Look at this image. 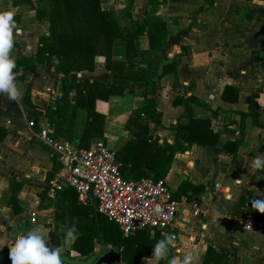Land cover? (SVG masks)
Here are the masks:
<instances>
[{"label": "crops", "instance_id": "obj_1", "mask_svg": "<svg viewBox=\"0 0 264 264\" xmlns=\"http://www.w3.org/2000/svg\"><path fill=\"white\" fill-rule=\"evenodd\" d=\"M123 1L104 0L101 5L116 10L117 7L123 8ZM232 1L158 0L154 6L148 0L133 1L130 8L133 19L144 18L153 6L154 13L165 20L167 34L162 53L169 59L175 56L178 59V85L173 87V73L160 79L157 108L162 113L161 125L150 124V132L158 137L159 142L172 143L174 140L168 126L175 123L183 110L182 104L172 103L177 95H195L213 110L246 111L252 93L258 94V99L264 103V17L259 15L264 14V5L262 0H255L249 6L252 10L247 12L244 2H237L235 6L233 1L231 6ZM239 8H245L248 14L244 17L232 15ZM3 9L14 11L16 23L9 55L13 59L34 55L39 36L47 34V23L37 20L34 10L21 1L14 4L13 0H0V10ZM230 10L232 13H228ZM137 39L141 47H147L146 35ZM182 46L187 53L179 55ZM251 47L257 49L256 53L250 50ZM96 60L97 66L89 75L109 82L110 73L99 57ZM22 73L24 80L16 81L20 94L15 99L0 94V251L5 246L11 247L17 235L32 230L36 212L40 214V211L50 210L49 221L60 224L58 209L54 205L58 191L53 195L49 193L50 181L60 167L52 158L57 153L39 137L38 132L41 128H49L45 111L61 95V79L75 82L85 75L79 72L63 75L44 63H37L33 72ZM225 85L237 88L236 101L221 97ZM26 89L33 105L32 117L24 101ZM75 93V87L68 93L72 103ZM141 103L142 98L137 93L128 92L112 96L108 101L97 100V110L106 115L103 138H91L88 147L101 142L115 149L130 135V131L124 128L126 115ZM192 113L195 117L211 118V129L219 133L218 143H184V150L174 154L162 178L173 193L182 184L189 183L194 187L193 192L187 191L191 194L190 200L184 195L177 199L176 212L181 214L175 222L177 237L173 258L189 254L192 256L190 264H202L207 246L211 245L226 257L215 261L213 253L209 264H264V220L255 221L245 213L247 209L254 208L253 200H264V163L260 167L254 163L256 157L264 158V129L246 117L244 136L236 153L226 154L221 146L236 137L238 114L221 112L212 117L209 110L197 105L192 106ZM29 120L34 121L33 126L28 124ZM83 121L84 112L76 110L70 121L74 133L70 140L77 144ZM11 180L20 183L17 198L24 204V209L17 212L6 203ZM214 183L218 186L215 187ZM193 201L198 204L197 214L191 206ZM77 204L81 203L77 201ZM246 220H251L254 226L246 225ZM59 229L60 232L48 229L49 243L48 232L60 236L61 224ZM0 264H7V258L0 255Z\"/></svg>", "mask_w": 264, "mask_h": 264}, {"label": "trees", "instance_id": "obj_2", "mask_svg": "<svg viewBox=\"0 0 264 264\" xmlns=\"http://www.w3.org/2000/svg\"><path fill=\"white\" fill-rule=\"evenodd\" d=\"M17 1L27 3L34 10L35 18L45 21L48 26L47 34L38 38L34 55L16 56L14 59L16 66L12 71L15 73V82L23 81L22 72H33L37 63H44L63 75L77 72L85 74L75 82L61 79V95L56 97L54 103L47 106L45 111L49 136H61L70 140L74 134L70 121L74 112L81 109L84 112V121L77 145L87 148L91 138H103L106 115L97 110V100L108 101L110 97L120 96L125 92L137 93L142 98L141 105L128 112L124 120V128L130 131L129 137L114 149L117 160L121 162V174L126 179L136 180L143 176L162 179L174 154L184 150V143H218L219 133L211 129V118L195 117L192 113L193 105L209 110L212 117L221 112L238 114L239 129L236 137L221 146L226 154L236 153L244 136L246 117H250L257 126L264 129V103L258 99L256 93L251 94L246 111L213 110L204 100L190 94L177 95L173 99L174 105H183L175 123L168 126L174 137L173 142H159L158 137L152 135L150 124L161 125L162 113L157 108L160 79L168 73H173V87L178 85L177 56L169 59L162 53L167 30L165 20L153 10L158 0H148V3L153 5L152 9L140 19L131 17L130 8L134 0H126V5L118 10L103 8L102 0H41L45 2L44 6L36 5L33 0H13V3L16 4ZM131 31H135L137 38L146 35L147 47L136 43L130 34ZM186 53L182 46L179 55ZM98 57L110 73L109 82L89 75L97 66ZM74 87L76 93L72 103L68 93ZM221 97L234 102L238 98V90L234 86L225 85ZM24 101L28 106L29 116L32 117L34 111L28 89L25 91ZM56 156H52L54 164L60 166ZM240 163L241 160L237 165L240 166ZM47 178L49 179V176ZM19 186V182L11 180L6 199V203L14 212L24 209L23 202L17 198ZM188 190L193 192L194 187L189 183L182 184L172 196L177 200L184 195L190 200L191 194L187 193ZM243 193L248 194V191L243 190ZM240 201L243 203L242 199ZM54 205L58 209L57 219L61 223V234L57 236L49 231L47 235L58 240L65 237L67 229L75 225L78 235L72 242V249L79 256L91 255L94 241H97L103 248L109 245L120 249L121 260L118 264H141L142 258L154 257L151 250L156 241L167 238L158 231L151 234L146 229L128 235L122 234L113 221L93 209L90 201L77 204L76 192L69 186H63L58 191ZM245 213L251 215L255 221L264 220V213L256 211L255 208L247 209ZM9 248L3 247L0 255L7 258ZM213 253L215 261L226 257L225 253H220L208 245L202 264H209Z\"/></svg>", "mask_w": 264, "mask_h": 264}, {"label": "built area", "instance_id": "obj_3", "mask_svg": "<svg viewBox=\"0 0 264 264\" xmlns=\"http://www.w3.org/2000/svg\"><path fill=\"white\" fill-rule=\"evenodd\" d=\"M28 124L33 126L34 121L29 120ZM47 131L48 128H41L38 135L52 146L60 163L50 181L51 195L67 185L75 190L81 204L90 201L91 194L96 201V210L113 221L124 235L146 229L176 239L175 215L179 203L164 180L151 176L126 179L121 174V162L115 151L101 142L81 148L71 140L51 137ZM214 185L218 186L217 183ZM191 206L197 214V202L193 201ZM156 207H159V213L154 211ZM245 224L254 226L251 220H246Z\"/></svg>", "mask_w": 264, "mask_h": 264}, {"label": "clouds", "instance_id": "obj_4", "mask_svg": "<svg viewBox=\"0 0 264 264\" xmlns=\"http://www.w3.org/2000/svg\"><path fill=\"white\" fill-rule=\"evenodd\" d=\"M13 16V10H0V94H7L11 99L20 94L15 82V73L12 71L16 66L15 60L9 55L13 47V29L16 28ZM254 163L256 167H260L264 163V158L256 157ZM252 206L256 211L264 213V200L255 199ZM154 211L159 213V207ZM77 235L75 225L68 228L65 233L68 242H74ZM174 244L172 237L157 240L152 246L151 254L159 261L167 255L168 247ZM62 254L63 249L50 245L44 230L36 227L27 234L17 235L7 253V264H63ZM191 260L192 256L185 254L182 258L171 259L169 264H190Z\"/></svg>", "mask_w": 264, "mask_h": 264}, {"label": "rangeland", "instance_id": "obj_5", "mask_svg": "<svg viewBox=\"0 0 264 264\" xmlns=\"http://www.w3.org/2000/svg\"><path fill=\"white\" fill-rule=\"evenodd\" d=\"M233 1L236 3V4H234L235 6H237V2H244L245 5H243V6H245V8H248L247 12L252 10V9H250L249 6H250V4H253L255 2V0H233ZM233 1L230 4L231 6H233ZM34 2L38 6H44V3H45L44 1H41V0H34ZM101 2H104V0H102ZM123 2H124V5H123V7H124L125 6V0ZM262 4L264 5V2H262ZM240 7H242V6H240ZM119 8H121V7H119ZM119 8L117 7L116 10H118ZM245 8L244 9L243 8H239L236 11V14L232 13V10H230V12H228V13H232V15H234V16H238L239 15V16L244 17V16H246V14H248V13H246V9ZM254 10H255V8L253 7V11H252L253 15L255 13ZM239 12L241 14H239ZM259 15H260V17H264V14H259ZM250 50H252L253 53H256V51H257V49H254V47H251ZM104 146L110 148L109 145H104ZM110 149L114 150L113 148H110ZM51 213H52V211H50V210L49 211L46 210L44 212L40 211V214L38 212H36V217L34 216L35 220H34L33 224L31 225L32 229L36 228V227H40V228H42L44 230L45 233H47L48 229H51V230H53L55 232H60L59 228H60V224L61 223L59 224V223H56L54 221H51L52 222V224H51V222L49 221V218H51ZM180 214H181L180 211L178 213L176 212L175 222L178 221V219H180ZM47 224H49V226H47ZM49 244L52 245V246L61 247L63 249V254H62L63 257L69 258L70 260H76V261H84L88 257H90L91 255H93V254L99 252L100 250H102L103 247H104L99 242L94 241L93 253L91 255H89V256H79L77 254V252H75L72 249V242H68L66 237L58 238V240L51 238V241H50ZM106 247H111V246L107 245ZM173 250H174V247L170 245V247L168 248L167 255L164 258H162L161 260L157 261L155 259V257H144V258L141 259V264H169V261L171 259H173V255H174L173 254L174 253ZM116 264H118V263H116Z\"/></svg>", "mask_w": 264, "mask_h": 264}, {"label": "water", "instance_id": "obj_6", "mask_svg": "<svg viewBox=\"0 0 264 264\" xmlns=\"http://www.w3.org/2000/svg\"><path fill=\"white\" fill-rule=\"evenodd\" d=\"M130 34L134 37L135 42L138 43L135 31H131ZM146 167L150 168L149 166ZM89 200L92 204L93 209L96 210V201L91 194L89 195ZM62 260L63 264H116L120 262L121 254L120 249L117 247H106L99 252L91 255L84 261L70 260L69 258L63 256Z\"/></svg>", "mask_w": 264, "mask_h": 264}]
</instances>
